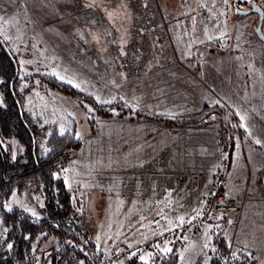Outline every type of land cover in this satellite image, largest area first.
Listing matches in <instances>:
<instances>
[{"label":"rangeland","instance_id":"rangeland-1","mask_svg":"<svg viewBox=\"0 0 264 264\" xmlns=\"http://www.w3.org/2000/svg\"><path fill=\"white\" fill-rule=\"evenodd\" d=\"M254 5L264 0H0V37L19 61L27 110L83 143L59 176L107 264H163L173 252L182 264L204 255L212 264L218 236L235 259L264 264V221L243 216L250 200L264 201V42L258 14L236 11ZM38 75L85 98L42 88ZM118 99L142 118L97 111L116 113ZM209 114L237 134L226 187L236 214H218L207 197L218 168ZM44 202L33 185L5 209L40 219ZM56 250L41 242L36 264Z\"/></svg>","mask_w":264,"mask_h":264},{"label":"trees","instance_id":"trees-1","mask_svg":"<svg viewBox=\"0 0 264 264\" xmlns=\"http://www.w3.org/2000/svg\"><path fill=\"white\" fill-rule=\"evenodd\" d=\"M11 55L12 58L0 44V94L3 100L0 104V215L7 228L6 236H0V264H36L35 249L47 240L57 247L51 264H107L88 231L85 217L77 213L59 176L74 154L82 149L83 143L73 136L61 135L54 127L42 125L27 110L28 89L20 76L19 61L13 53ZM35 81L42 88L85 98L53 76L38 75ZM97 111L106 117L132 121L142 118L120 99L116 103V113L108 112L104 107H98ZM8 141L18 142L24 153L12 157L2 144ZM232 143L234 151V140ZM232 155L233 152L231 162ZM33 185L41 187L45 199V211L40 219L21 209H5L15 192H25ZM214 245L212 264H244L243 260L235 259L225 237L218 236ZM208 259L204 255L198 262L204 264ZM162 263L181 264L180 256L173 252Z\"/></svg>","mask_w":264,"mask_h":264},{"label":"built area","instance_id":"built-area-1","mask_svg":"<svg viewBox=\"0 0 264 264\" xmlns=\"http://www.w3.org/2000/svg\"><path fill=\"white\" fill-rule=\"evenodd\" d=\"M203 126L214 131L218 156V168L208 188V200L214 205L218 214L223 216L236 214L239 210V202L227 198L226 187L231 174L232 142L237 134L221 115L209 114L204 119Z\"/></svg>","mask_w":264,"mask_h":264},{"label":"crops","instance_id":"crops-1","mask_svg":"<svg viewBox=\"0 0 264 264\" xmlns=\"http://www.w3.org/2000/svg\"><path fill=\"white\" fill-rule=\"evenodd\" d=\"M253 136H255L253 134ZM233 159V156H232ZM230 185V182L228 181L227 186ZM231 189L233 192H239V188L235 187V185L231 186ZM241 190V188H240ZM243 216L247 219H260L264 221V201L260 199H252L250 200L243 209ZM181 263V260H180ZM182 264V263H181Z\"/></svg>","mask_w":264,"mask_h":264},{"label":"water","instance_id":"water-1","mask_svg":"<svg viewBox=\"0 0 264 264\" xmlns=\"http://www.w3.org/2000/svg\"><path fill=\"white\" fill-rule=\"evenodd\" d=\"M237 13L240 15H248L251 13H256L259 16V23L257 25V27L255 28V33L258 36V38L264 42V33L262 30V26H263V20H264V9L258 5H254V7L252 9H248V10H240V9H236ZM0 44L3 46V48L5 49V51L7 52V54L9 55V57L12 58V55L10 53V51L8 50L4 40L0 37Z\"/></svg>","mask_w":264,"mask_h":264},{"label":"snow or ice","instance_id":"snow-or-ice-1","mask_svg":"<svg viewBox=\"0 0 264 264\" xmlns=\"http://www.w3.org/2000/svg\"><path fill=\"white\" fill-rule=\"evenodd\" d=\"M225 2H227V0H225ZM0 20H3V17H0ZM241 119L243 120L244 119V117H241ZM243 126V125H242ZM260 141H257V143H259ZM9 248H11L12 247V245H9L8 246Z\"/></svg>","mask_w":264,"mask_h":264}]
</instances>
